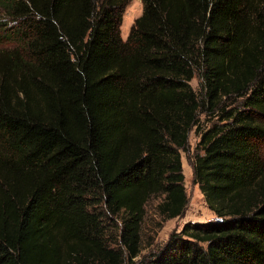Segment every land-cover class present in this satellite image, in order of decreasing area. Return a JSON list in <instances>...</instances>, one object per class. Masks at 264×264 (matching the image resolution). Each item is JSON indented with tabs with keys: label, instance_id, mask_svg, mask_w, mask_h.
<instances>
[{
	"label": "trees",
	"instance_id": "16d2710c",
	"mask_svg": "<svg viewBox=\"0 0 264 264\" xmlns=\"http://www.w3.org/2000/svg\"><path fill=\"white\" fill-rule=\"evenodd\" d=\"M127 2L0 0V264H264V0H141L123 41ZM192 130L216 219L136 263Z\"/></svg>",
	"mask_w": 264,
	"mask_h": 264
},
{
	"label": "rangeland",
	"instance_id": "374dc122",
	"mask_svg": "<svg viewBox=\"0 0 264 264\" xmlns=\"http://www.w3.org/2000/svg\"><path fill=\"white\" fill-rule=\"evenodd\" d=\"M142 14V3L141 0H128L127 6L122 15V23L120 26V35L123 41L126 40L134 21L140 17ZM1 17V16H0ZM1 21V20H0ZM193 90L199 95L200 86L199 80L195 77L190 82ZM204 116L199 117V124L207 127L210 125V120H205ZM205 121V122H204ZM198 136L192 130L189 134L188 145L186 149L181 152V163L182 172L184 175V187L186 196L188 199L187 207L183 215L179 218L163 221L158 215L157 205L162 201V196L152 197L145 207V215L141 224L140 231V255L135 259L138 263L144 258H149L153 253L159 250L165 242L168 240L169 236L173 232H179L184 225L190 223H207L216 219L214 213L209 210L206 205L198 186L194 183L193 176V160L196 155ZM97 213V212H96ZM104 219V218H103ZM105 237L108 241H115L117 236V231L114 227L108 224L106 225ZM111 248L115 251L119 250L120 247L114 243L111 244ZM125 258V254L123 255ZM128 264V263H124Z\"/></svg>",
	"mask_w": 264,
	"mask_h": 264
}]
</instances>
